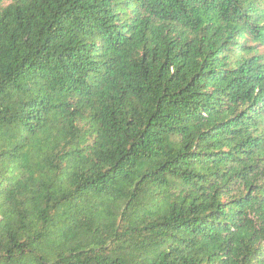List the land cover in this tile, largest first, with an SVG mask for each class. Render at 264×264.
Returning <instances> with one entry per match:
<instances>
[{"label":"trees","instance_id":"1","mask_svg":"<svg viewBox=\"0 0 264 264\" xmlns=\"http://www.w3.org/2000/svg\"><path fill=\"white\" fill-rule=\"evenodd\" d=\"M0 264H264V0H0Z\"/></svg>","mask_w":264,"mask_h":264}]
</instances>
